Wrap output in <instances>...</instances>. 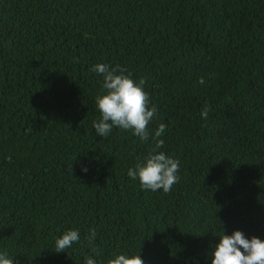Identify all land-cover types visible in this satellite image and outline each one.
I'll return each mask as SVG.
<instances>
[{
    "label": "trees",
    "instance_id": "16d2710c",
    "mask_svg": "<svg viewBox=\"0 0 264 264\" xmlns=\"http://www.w3.org/2000/svg\"><path fill=\"white\" fill-rule=\"evenodd\" d=\"M98 63L145 81L179 161L169 193L127 175L151 136L97 135ZM222 229L264 240V0H0V253L211 264Z\"/></svg>",
    "mask_w": 264,
    "mask_h": 264
},
{
    "label": "clouds",
    "instance_id": "9594fccd",
    "mask_svg": "<svg viewBox=\"0 0 264 264\" xmlns=\"http://www.w3.org/2000/svg\"><path fill=\"white\" fill-rule=\"evenodd\" d=\"M90 70L102 74L101 92L95 96L99 118L93 122V127L97 135L106 137L115 127L125 131L131 130L141 141H148L151 136L154 147L142 159L138 158L135 166L128 169L127 175L130 179L138 181L142 190H162L165 194L169 193L179 179V161L163 151H157L164 146L160 137L166 126L161 123L154 133L149 132L148 125L156 116L157 108L155 105L149 107V97L142 87L145 81L141 79L138 83L135 82L126 74L127 70L119 66L110 67L108 64L98 63ZM198 83L205 84L204 77H201ZM209 111L210 108L206 104L200 113L201 118L207 120ZM95 237L96 230L92 228L85 239L91 244ZM79 239L78 230L69 229L63 232L55 239L56 253H63ZM217 240L218 243L212 247L210 253L211 264H264V240L256 237L245 238L238 230L231 235H225L223 229ZM92 251L96 255L100 254L94 247ZM0 264H14V261L9 258L7 252H3L0 253ZM85 264H96V260L85 257ZM106 264H144V261L139 253L118 254L108 259Z\"/></svg>",
    "mask_w": 264,
    "mask_h": 264
}]
</instances>
